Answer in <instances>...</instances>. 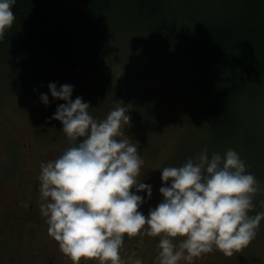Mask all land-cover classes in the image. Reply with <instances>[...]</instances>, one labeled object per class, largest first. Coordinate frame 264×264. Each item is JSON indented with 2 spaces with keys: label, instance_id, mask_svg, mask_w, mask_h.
<instances>
[{
  "label": "rangeland",
  "instance_id": "374dc122",
  "mask_svg": "<svg viewBox=\"0 0 264 264\" xmlns=\"http://www.w3.org/2000/svg\"><path fill=\"white\" fill-rule=\"evenodd\" d=\"M111 46V61L89 64L83 70L43 65L33 59L0 60V202L3 205L25 194L22 181H35L34 185L39 186L41 162L55 159L70 146L61 122L47 119L58 104L64 103L51 96L49 82H56L58 88L63 83L72 84V98L79 95L89 101L90 112L97 119L106 117L115 106L127 104L130 122L122 125V132L138 144L144 160L137 179L152 185L150 199L140 206L145 215L162 199L159 188L164 182L160 169L179 166L205 147L209 155L213 151L223 154L229 148L213 146L206 135L202 118L203 84L193 54L179 39L174 44L166 39L152 41L125 27L114 33ZM41 92L48 93L47 105L39 99ZM253 132L258 142L252 135L255 148H249L248 154L264 162L262 110L257 114ZM246 170L254 172L249 166ZM259 185L261 191L256 194L262 195L263 178ZM140 194H144L143 190ZM255 197L250 214L264 211L261 200ZM37 212L40 222L32 226H13L8 217L0 214V264H42L53 255L62 264H73L47 232L46 218L40 208ZM159 239L147 234L131 237L125 234L121 257L128 264L137 257L144 264H159L156 259ZM173 239L178 241L181 237ZM81 261L99 264L96 258L82 257ZM178 264H264V219L255 238L231 256L215 249L191 261L181 259Z\"/></svg>",
  "mask_w": 264,
  "mask_h": 264
},
{
  "label": "clouds",
  "instance_id": "9594fccd",
  "mask_svg": "<svg viewBox=\"0 0 264 264\" xmlns=\"http://www.w3.org/2000/svg\"><path fill=\"white\" fill-rule=\"evenodd\" d=\"M14 3L0 0V39L15 19ZM73 87L48 84L51 96L64 103L47 119L61 122L70 146L42 161L38 176L47 232L73 264L82 257L128 264L121 257L125 234L159 236V264L191 261L215 249L231 256L255 238L264 211L250 210L261 188L236 149L209 155L205 147L179 166L160 169L162 199L145 215L140 206L150 199L152 185L137 179L144 160L138 144L122 132L130 122L127 104L97 119L89 101L72 98ZM39 99L47 105L48 93L41 92ZM132 264L144 262L137 257Z\"/></svg>",
  "mask_w": 264,
  "mask_h": 264
},
{
  "label": "trees",
  "instance_id": "16d2710c",
  "mask_svg": "<svg viewBox=\"0 0 264 264\" xmlns=\"http://www.w3.org/2000/svg\"><path fill=\"white\" fill-rule=\"evenodd\" d=\"M11 7L2 61L83 70L111 61L118 29L152 41L179 39L203 84L202 118L212 145L237 148L257 180L264 179V162L247 151L255 148L252 135L258 142L253 127L264 112V0H15ZM255 196L264 206V194Z\"/></svg>",
  "mask_w": 264,
  "mask_h": 264
},
{
  "label": "flooded vegetation",
  "instance_id": "af4514ba",
  "mask_svg": "<svg viewBox=\"0 0 264 264\" xmlns=\"http://www.w3.org/2000/svg\"><path fill=\"white\" fill-rule=\"evenodd\" d=\"M35 181H22V190L26 189L25 194H22L20 199H14L9 205H3L0 202V214L8 217L13 226H32L34 222H40L38 208L40 204L39 186H35ZM33 193V195H32ZM12 221V222H11ZM42 264H62L53 255ZM80 264H83L81 261Z\"/></svg>",
  "mask_w": 264,
  "mask_h": 264
}]
</instances>
